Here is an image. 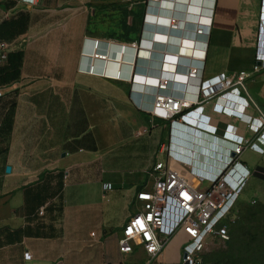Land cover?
<instances>
[{
	"label": "crops",
	"instance_id": "crops-1",
	"mask_svg": "<svg viewBox=\"0 0 264 264\" xmlns=\"http://www.w3.org/2000/svg\"><path fill=\"white\" fill-rule=\"evenodd\" d=\"M42 2L43 0H37L35 5H25L31 9L25 11L19 10L17 5L11 6L0 0V41L9 43L21 41L24 36L45 34V17L34 15L32 10L44 11ZM177 2L165 1L161 4L163 9L156 13L157 10L152 6L159 5L157 0H151L149 6L140 0H120L126 11L133 9V6L137 8L139 19L136 42L140 43L143 38L142 47L147 49H141L140 56L149 62V57L155 58L149 63L154 68L146 70V75H136L133 84H130L133 91L146 93L143 96L131 94L134 105H138L140 96L142 107L150 108V93L154 92L153 86L160 75L174 81V94L193 98L197 81L187 77L191 65L202 66L204 78L219 73L251 71L262 0H215L212 11L211 0L201 2L199 8V0H191L197 7H191L187 13L185 5L181 4L183 1ZM174 7L175 11H172ZM171 13L180 19V29L177 31H169L167 28L166 18ZM158 14L159 23L156 24ZM9 20L16 22L9 33V36H13L10 40L2 33V22ZM197 23L209 26L210 32L208 36H197V49H194V43L191 40L182 42V36L191 39V32ZM84 31L78 26L72 33L78 39V51H84L90 57L92 43L100 37L95 32L87 36ZM50 33L55 36L64 34L55 29L50 30ZM166 36L168 42L164 40ZM152 37H155L152 43L146 40ZM100 41V50L105 51L104 41ZM134 51H127L125 45L111 42L110 57L105 63L84 59L85 65L89 70L101 71L106 78L117 79L120 71L124 77H129L130 68L135 63H132ZM27 55L24 52L19 78L0 82V264L120 262L122 255L118 252V239L123 225L137 209L135 195L140 189L152 185V167L156 162L162 161V155L166 158L165 152L158 153L165 125L155 124V129L143 136H136V133L133 136L119 135V140L115 141L116 146L112 133L121 132L122 126L107 129L100 125L98 130L95 128L102 142L98 145L96 135L87 133L84 128L87 118L91 119V115H95L85 114L81 119L80 113L81 108H85L84 103L89 112L91 109L95 110L97 104L94 105L93 102L92 106L88 105L79 92H75L74 84L72 89H68L64 80L51 79L50 82L45 78L24 76ZM203 55L204 59L200 61ZM7 65V62L0 65V69ZM138 72L144 73L145 70L139 69ZM54 82L56 86L52 85ZM121 82L129 83L127 80ZM246 85L249 97L264 113V75L253 74ZM235 94L246 97L241 91ZM229 98L233 97L223 94L205 101L201 105L203 118L199 125L188 124L186 127L189 132L176 130L174 134L176 140L180 138L181 142H173V149L190 160L191 163L184 170L193 184L198 183V180L192 173L202 171L215 174L225 162L224 149L228 146L219 138L211 139L209 135L212 129L207 125V119H211L212 125L215 124L219 131L226 124H231L236 128L237 134L252 140L262 131V126L257 121H253L247 128L244 122L232 119L229 110L234 106L226 105ZM109 99L114 98L111 95ZM124 103L130 106L129 102H121V105ZM248 113L255 115L256 110L252 108ZM106 116L107 113L104 117ZM94 121L98 123L96 119ZM169 130L170 128L168 137ZM226 140H233L231 131L227 132ZM214 145L215 149H212ZM255 157H261L260 153L246 149L238 156V161L249 168V161ZM115 162H122L127 166L114 164ZM98 165L121 171V178H106L108 171L99 175ZM7 166L10 167V172L5 171ZM114 166L118 168L115 169ZM71 179L73 181L69 184ZM91 182L97 185L101 196L106 191L119 192L134 207L133 212L126 214L116 227H108L107 222L100 223L98 234L88 230L91 223L87 220L76 217L75 214L73 218L65 215V197L75 200L77 196L86 195L90 191ZM108 184H111L110 188L107 187ZM206 186L203 183L198 188L204 189ZM41 210L43 213L39 214ZM26 253L29 255L28 259H25ZM142 256L140 252L138 260ZM180 263L179 253L168 259L163 249L158 257V264Z\"/></svg>",
	"mask_w": 264,
	"mask_h": 264
},
{
	"label": "built area",
	"instance_id": "built-area-1",
	"mask_svg": "<svg viewBox=\"0 0 264 264\" xmlns=\"http://www.w3.org/2000/svg\"><path fill=\"white\" fill-rule=\"evenodd\" d=\"M14 1L31 6L37 3V0ZM140 1L149 6L151 0ZM157 1L159 5L152 6L157 10L156 13L163 9L161 4L165 1L173 3L183 1L181 4L185 5L186 13L190 12L191 7H197V5L192 4L191 0ZM204 1L199 0L198 8L201 6V2ZM214 4L215 0H211V11ZM172 11H175V7ZM158 17L159 14L157 15L156 24L159 23ZM166 19L169 31L180 29V19L176 15L171 13ZM259 19L257 45L250 72L241 70L229 74L219 73L204 78L202 66L191 65L188 69L187 77L197 81L193 98L174 94L172 87L174 81L169 77L160 75L156 78L153 86L154 92L150 93V108H143L141 105L142 101L141 99L139 100L138 110L146 113L151 118L169 122L170 133L168 143L162 144L158 150V153L165 152V160L156 162L152 167V185L149 188H142L136 193L137 209L121 229L118 239V252L121 255H131L139 251L143 255L138 263L130 262L126 264H158V257L165 243L174 233L181 230H188L190 238L182 246L180 264H202L203 256L215 245L217 246V243H215L217 240L222 243L228 240L229 228L235 219L233 209L246 183L252 176L264 181V168H256L251 172L249 168L238 161V156L246 149L256 150L264 157V113L249 97L246 85L247 80L253 74H259L264 69V0L261 3ZM209 32V26L197 23L191 32V39L182 36V42L191 40L194 43L193 48L197 49L195 45L197 36H208ZM146 40L152 43V40L155 41V37ZM164 40L168 42V37L166 36ZM24 42L26 40L9 43L0 41V65L6 63L8 54L21 47ZM142 42L143 38L140 39V43L133 41L122 44L126 46L127 51L129 49L131 51L135 50L132 62H135L136 51L138 55L141 49L147 50L142 47ZM101 44L100 40H94L92 50L89 52L90 57H87L86 53L82 54V56L89 58V61L92 60L94 63H105L110 57L109 47L111 42L104 41L105 51L100 50ZM202 50L204 52L205 48ZM203 59L204 55L200 61H203ZM90 71L92 74L97 73L96 70ZM114 80H127L130 84H133L134 74L131 72L129 77H124L122 71H120L117 79ZM237 91L243 92L246 97L242 98L235 94ZM145 94L142 93V96ZM223 94L233 97L232 99H227L226 102V105L234 106L229 110V115L232 119L244 122L247 128L251 126L253 121H257L262 126V131L252 140L237 134L236 128L231 124H226L223 130L219 131L215 124L212 125V120L207 119L206 123L212 129V133L209 135L211 139L217 140L219 138L220 141H223L228 146V148L224 149L226 153L224 155L225 162L215 174L202 171L192 173L198 180V183L193 184L187 178L184 170V167L191 163L190 160L173 149V142L178 144L181 142L180 138L176 140L174 134L181 126L187 130L189 129L186 127L188 124L198 126L203 118V107L201 105L205 101ZM237 98L238 100H236ZM252 108L256 110L255 115L248 113V110ZM199 109L200 111H198ZM228 131H231L233 135L232 141L226 140ZM149 132L150 130L146 127H142L136 132V136H143ZM195 134H197L196 131ZM212 149H215V145L212 146ZM203 183H206V188H198ZM117 186L121 187V184ZM107 187L110 188L111 184H108ZM253 202L255 201H251V203ZM42 213V210L39 211V214ZM28 258L29 255L26 253L25 259Z\"/></svg>",
	"mask_w": 264,
	"mask_h": 264
},
{
	"label": "rangeland",
	"instance_id": "rangeland-1",
	"mask_svg": "<svg viewBox=\"0 0 264 264\" xmlns=\"http://www.w3.org/2000/svg\"><path fill=\"white\" fill-rule=\"evenodd\" d=\"M3 1L11 6L17 5L19 10H31L25 5L17 4L11 0ZM112 1L111 3L109 0H80V2L43 0L41 5L44 7V11L32 10H34V15L45 17L46 33L22 37L20 40L24 39L26 42L14 51L22 52L23 56L24 52L28 53L23 68L24 76L45 78L48 81L51 79L64 80L68 89H72L74 84L75 92H79L81 98L85 99L88 105L91 104L92 106L93 102L94 105L97 104L95 110L91 109L89 112L84 103L85 108H81L79 111L81 119L85 114L95 115L94 117L91 115V119L87 118V124L84 128L87 133L91 132L92 135H96L98 145L102 142L99 138L100 134L95 131V128L98 130L100 125L107 129L116 125L122 126L121 132L114 131L112 133L114 146H116L115 141H118L120 136H133L142 127H146L150 131L154 130L155 124L158 123L165 125L163 128L165 132L162 133L161 137V143L165 145L169 140L168 129L170 124L167 121L145 116L138 110L137 105H134L132 101L131 94L142 96V93L133 91L130 83L104 77L102 72L88 74L91 71L87 64L85 65L84 59L89 60V58H83L82 54L85 52L78 51V39L72 33L78 26L83 31L85 30L87 36L89 33L95 32L100 37L99 40L110 41L115 44H127L138 39L137 20L139 18L136 14V6L126 11L120 0ZM130 1L136 2L135 0ZM52 29L64 34L55 36L52 34L53 32L50 33ZM149 59H151L150 62L144 60L138 53L135 63L132 62L133 65L130 68L134 77L141 74L146 75V70L151 71L154 68L149 63L155 58L149 57ZM139 69H143L145 72L139 73ZM261 74L264 75V69ZM52 85L56 86L55 82ZM111 95L114 99L110 100L109 96ZM140 96L138 100L141 99ZM86 97L90 98L87 99ZM121 102H129L130 106L126 103L121 105ZM106 113L107 116L104 117ZM161 160H165L163 155ZM119 163L121 166H127L122 162H115L114 164ZM248 167L251 172L256 168H264V157L251 159ZM117 168L115 167V169ZM97 169L99 175L108 171V174L105 175L106 178H121L122 176L121 171H115L108 166L98 165ZM111 172L113 173L111 174ZM72 181L71 179L69 184ZM251 201L255 202L251 203ZM133 209V205L128 203V198L125 195L119 192L106 191L105 195L101 196L97 185H93L92 182L90 191L86 195L77 196L75 200L65 197L66 217L73 218L75 214L76 217L87 220L91 223L88 230L96 234L100 231V223L107 222L108 227H116L122 222L126 214L133 212ZM233 215L235 219L229 229L228 240L225 243L217 240L215 242L217 246L215 245L203 256L202 264H264V181L253 176L249 179L234 206ZM240 224L242 231L234 240L231 238L232 228ZM189 238L190 232L188 230L174 233L163 248L166 258L176 257L178 253L182 258V246ZM139 253L136 251L131 255H122L119 261L125 264L138 263Z\"/></svg>",
	"mask_w": 264,
	"mask_h": 264
},
{
	"label": "trees",
	"instance_id": "trees-1",
	"mask_svg": "<svg viewBox=\"0 0 264 264\" xmlns=\"http://www.w3.org/2000/svg\"><path fill=\"white\" fill-rule=\"evenodd\" d=\"M16 24L15 21L9 20L2 22V33L6 36V39L10 40L13 36H9L12 27ZM23 58V53L20 51H12L7 57V66L0 69V82H8L17 80L20 76V67ZM241 223V222H240ZM231 227V226H230ZM230 229V228H229ZM242 229L241 224L232 228L231 238L235 240Z\"/></svg>",
	"mask_w": 264,
	"mask_h": 264
},
{
	"label": "water",
	"instance_id": "water-1",
	"mask_svg": "<svg viewBox=\"0 0 264 264\" xmlns=\"http://www.w3.org/2000/svg\"><path fill=\"white\" fill-rule=\"evenodd\" d=\"M179 131H182V132H189V130H187L186 128L184 127H180ZM6 172H10V167L7 166L6 169H5Z\"/></svg>",
	"mask_w": 264,
	"mask_h": 264
}]
</instances>
